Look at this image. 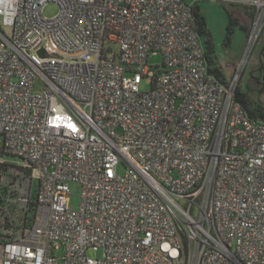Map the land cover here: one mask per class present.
I'll use <instances>...</instances> for the list:
<instances>
[{
	"label": "built area",
	"instance_id": "2783aa9c",
	"mask_svg": "<svg viewBox=\"0 0 264 264\" xmlns=\"http://www.w3.org/2000/svg\"><path fill=\"white\" fill-rule=\"evenodd\" d=\"M223 1L253 10L227 83L186 0H0V264H264V120L234 100L264 0Z\"/></svg>",
	"mask_w": 264,
	"mask_h": 264
},
{
	"label": "rangeland",
	"instance_id": "374dc122",
	"mask_svg": "<svg viewBox=\"0 0 264 264\" xmlns=\"http://www.w3.org/2000/svg\"><path fill=\"white\" fill-rule=\"evenodd\" d=\"M191 2V0H189ZM201 14L204 16L206 28L210 34V38L213 44V60L212 67H218L221 71V78L223 82H230L234 73L236 65L241 61L245 52L247 43L248 26L251 19L245 14V10L248 8L246 5L236 2H228L223 0H196ZM60 10L59 5L54 1H49L43 4L42 14L45 18H53L58 15ZM228 13H232L238 20V23L234 25V30L231 35L230 41L227 43L226 25L229 21ZM1 21V18H0ZM6 32L8 29H4ZM199 38L205 48L206 34L199 35ZM250 56V60H251ZM161 56L159 54L150 55L148 57V63L151 65L159 64ZM252 62V61H251ZM253 63L249 64L244 70L238 88L241 92L246 93L249 97L253 98L259 103L260 97L264 98V91L256 85L252 80L250 74V68ZM150 88V82L148 79H142L139 84V90L145 91ZM5 160L15 164L19 162L17 157L5 156ZM124 166L119 164L116 171L118 174L124 173ZM36 183L32 184V192L35 191ZM71 197L70 204L77 208L80 203V186L76 182H71L69 185ZM86 254L90 257H98L102 255V251H94L88 249Z\"/></svg>",
	"mask_w": 264,
	"mask_h": 264
},
{
	"label": "trees",
	"instance_id": "16d2710c",
	"mask_svg": "<svg viewBox=\"0 0 264 264\" xmlns=\"http://www.w3.org/2000/svg\"><path fill=\"white\" fill-rule=\"evenodd\" d=\"M186 1L191 4V9H192L193 15L195 17L198 34L199 35L206 34L205 53H206V61L208 64V70L223 82V80L221 78L222 74H221L220 68L211 66V64L214 63L213 56H212L213 44H212V41L210 38V34L206 28L204 16L201 14L196 0H191V2L189 0H186ZM245 14L250 19H252L253 10L251 8H247L245 10ZM228 15H229V21H228V24L226 25V34H225V38H226L227 43L230 41L231 35L233 33V30H234V25L238 23L237 18L232 13H228ZM248 29H249V26H248ZM234 100H235V102L239 103L252 117L261 118L262 120H264V105H263V103H259V101H257V100L255 101L253 98L249 97L246 93L241 92L239 90L238 86L234 92ZM6 171H7L6 165L0 163V175L6 174L8 176V173H6ZM29 171L30 170L28 168H26L25 174H29ZM32 184H33V182H32ZM32 184H31V193H30V196L28 198L26 208L25 209H18L17 203L10 201V202H8V206H7L9 211L4 212L6 215L10 214V213H14L15 215H17V219L22 220L24 222V224H26V225L31 224V222L34 219V215H35V206H36L35 191H36V187H35V191L32 192ZM8 192H9V187L7 186V184L0 182V203H2L5 200L6 194ZM17 211H19V212H17ZM4 223L5 224H0V235H1V230L3 228L6 229L9 227V225H8L9 222H8V219L6 217L4 218Z\"/></svg>",
	"mask_w": 264,
	"mask_h": 264
},
{
	"label": "flooded vegetation",
	"instance_id": "af4514ba",
	"mask_svg": "<svg viewBox=\"0 0 264 264\" xmlns=\"http://www.w3.org/2000/svg\"><path fill=\"white\" fill-rule=\"evenodd\" d=\"M260 44L261 46L257 52V48ZM251 57L252 62H250V64H253L249 66L251 72L250 76L256 85L264 91V36H262L254 47Z\"/></svg>",
	"mask_w": 264,
	"mask_h": 264
},
{
	"label": "water",
	"instance_id": "95a60500",
	"mask_svg": "<svg viewBox=\"0 0 264 264\" xmlns=\"http://www.w3.org/2000/svg\"><path fill=\"white\" fill-rule=\"evenodd\" d=\"M261 44H262V43H261ZM261 44L258 46V48H257V52H258V50H259ZM263 100H264V98H263V97H260V101H263Z\"/></svg>",
	"mask_w": 264,
	"mask_h": 264
}]
</instances>
